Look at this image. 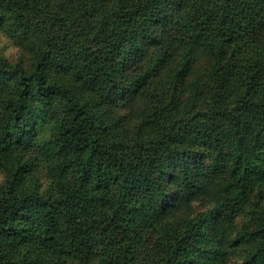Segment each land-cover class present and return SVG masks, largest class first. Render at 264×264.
<instances>
[{
	"label": "trees",
	"instance_id": "trees-1",
	"mask_svg": "<svg viewBox=\"0 0 264 264\" xmlns=\"http://www.w3.org/2000/svg\"><path fill=\"white\" fill-rule=\"evenodd\" d=\"M0 264H264V0H0Z\"/></svg>",
	"mask_w": 264,
	"mask_h": 264
},
{
	"label": "rangeland",
	"instance_id": "rangeland-1",
	"mask_svg": "<svg viewBox=\"0 0 264 264\" xmlns=\"http://www.w3.org/2000/svg\"><path fill=\"white\" fill-rule=\"evenodd\" d=\"M0 52L5 54L8 58H15V49L8 40L0 37Z\"/></svg>",
	"mask_w": 264,
	"mask_h": 264
}]
</instances>
